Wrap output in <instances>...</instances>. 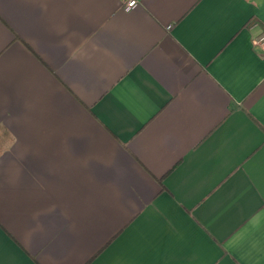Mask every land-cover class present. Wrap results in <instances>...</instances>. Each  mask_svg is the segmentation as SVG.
<instances>
[{
  "label": "crops",
  "instance_id": "obj_1",
  "mask_svg": "<svg viewBox=\"0 0 264 264\" xmlns=\"http://www.w3.org/2000/svg\"><path fill=\"white\" fill-rule=\"evenodd\" d=\"M0 0V264H264V0Z\"/></svg>",
  "mask_w": 264,
  "mask_h": 264
},
{
  "label": "built area",
  "instance_id": "obj_2",
  "mask_svg": "<svg viewBox=\"0 0 264 264\" xmlns=\"http://www.w3.org/2000/svg\"><path fill=\"white\" fill-rule=\"evenodd\" d=\"M138 5V0H128L127 1V4L125 6V9L126 10H130V9H133L134 7H136ZM261 49L264 50V35L257 38L255 41H254Z\"/></svg>",
  "mask_w": 264,
  "mask_h": 264
}]
</instances>
